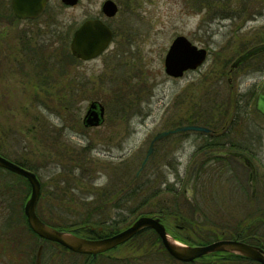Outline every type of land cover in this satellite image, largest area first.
<instances>
[{"label":"rangeland","instance_id":"1","mask_svg":"<svg viewBox=\"0 0 264 264\" xmlns=\"http://www.w3.org/2000/svg\"><path fill=\"white\" fill-rule=\"evenodd\" d=\"M104 1L79 0L65 7L49 0L47 11L31 22L11 18L7 0H0V151L34 167L44 196L37 211L42 209L50 224L74 226L87 217L98 220L96 226L114 224L118 229L141 213L158 215L165 205L170 212L166 228L176 241V236L194 242L232 237L237 222L252 226L253 215L264 224V203H256V193L264 187V116L253 106L264 79V52L228 72L237 55L264 42V0H112L118 12L105 20L116 32L114 39L99 56L73 60L65 43L82 20L101 14ZM178 35L209 52L197 69L170 77L163 59ZM91 101L104 106V118L86 128L82 117ZM206 116L212 119L209 127L200 123ZM189 120L199 121L193 125L209 128L212 135L184 131L160 139L135 175L152 137L190 125ZM251 129L259 138L250 157L259 172L255 197L243 160H207L193 184L201 222L189 225L184 219L192 221L195 212L184 189L206 142L216 139L225 142V149L227 143L247 148ZM131 177L137 181L130 182ZM27 186L0 171L4 261L15 254L25 264L35 255L34 239L23 238L25 243H11L14 250L5 251L10 246L5 232L14 235L21 223ZM49 206L58 209L52 214ZM10 217L12 224L5 227ZM145 233L135 234L115 255L131 264H170L160 240ZM82 260L47 244L40 264Z\"/></svg>","mask_w":264,"mask_h":264},{"label":"water","instance_id":"2","mask_svg":"<svg viewBox=\"0 0 264 264\" xmlns=\"http://www.w3.org/2000/svg\"><path fill=\"white\" fill-rule=\"evenodd\" d=\"M46 1L47 0H10V7L13 14L17 18L29 19L37 17L43 11ZM61 1L65 5L72 6L76 4L78 0ZM101 10L106 16H113L116 13L117 7L112 0H106L102 4ZM111 37L112 32L101 20H86L73 33L69 44L71 54L82 60L94 58L107 47ZM261 51H264V43L257 44L238 56L231 64V67H236L250 56ZM205 57L206 50L204 48H198L182 35L177 36L170 44L165 55L164 71L167 75L172 77L182 76L184 71L189 69L193 70L199 67L204 62ZM262 89H264V83L262 85ZM93 108H95L96 111L92 110ZM255 108L259 113L264 115V91H260L257 94ZM101 116L102 107L92 104L91 108L87 111L84 117V123L85 125L90 126L97 125L100 122ZM184 131L208 132L209 129L204 126L190 124L177 126L156 133L149 142L148 148L137 169L136 175H138L149 160L153 151V146L158 140L170 134ZM229 154L231 153L226 151H214L210 152L206 156H203L200 160H204L212 156H224ZM231 155L241 157V155L237 153H232ZM199 161L193 165L185 186V193L191 201L193 200L192 187ZM247 163L250 166V184L253 189L255 182L254 169L249 161H247ZM0 167L23 176L29 183L30 195L23 207V213L29 228L40 238L56 242L70 251L80 254H88L92 258H95L98 253H102L121 243H124L138 231L144 228H151L160 237L165 250L172 257L182 262H190L216 252H226L239 254L255 260L260 264H264V253L261 249L237 240H217L208 244L197 246L182 244L170 237L163 224L160 222L159 217L140 216L125 229L111 236L99 239L85 238L75 235L70 231L56 229L43 222L36 214V204L40 195V182L36 175L30 170L9 161L1 155ZM41 248V246L38 248L36 257L37 264L39 263Z\"/></svg>","mask_w":264,"mask_h":264},{"label":"flooded vegetation","instance_id":"3","mask_svg":"<svg viewBox=\"0 0 264 264\" xmlns=\"http://www.w3.org/2000/svg\"><path fill=\"white\" fill-rule=\"evenodd\" d=\"M60 1V0H59ZM79 1V0H78ZM48 2H49V0H47L46 1V4H45V6H44V9H43V11L41 12V14L36 18V19H38L41 15H43L46 11H47V8H48ZM61 2V1H60ZM62 3V2H61ZM77 4V3H76ZM62 6H65V7H68V6H66V5H64L63 3H62ZM6 7H7V10H9V11H12L11 10V7H10V0H7V5H6ZM101 11V10H100ZM117 12H118V10H117ZM117 14V13H116ZM116 14L115 15H113V16H111V17H106L102 12H101V14L100 15H95V16H93V17H87V18H85L84 20H82L81 22H80V24L78 25V26H80L84 21H86V20H94V19H97V20H101L103 23H105V25L110 29V31L112 32V37H111V42H112V40L114 39V37H115V35H116V32L114 31V29L108 24V22L106 21L107 19H111V18H114L115 16H116ZM106 19V20H105ZM31 20V19H30ZM33 20V19H32ZM77 26V27H78ZM248 49V48H247ZM207 50V52H209V50L208 49H206ZM245 51V50H244ZM243 51V52H244ZM237 53V52H236ZM235 53V54H236ZM238 56V55H237ZM236 56V57H237ZM236 57H235V59H236ZM74 60V59H73ZM77 60H80V59H77ZM75 61H76V59H75ZM82 61V60H81ZM240 66V65H239ZM239 66L238 67H236V68H233V69H229L228 70V72L229 73H234L238 68H239ZM263 83H264V79L261 81V83H260V86H259V89H258V91H257V93H256V95H255V99H254V103H255V100H256V97H257V94L260 92V91H264V89H262V85H263ZM77 88H79V87H75V89H77ZM90 106V105H89ZM88 109V108H87ZM104 109V108H103ZM87 111V110H86ZM103 114H104V110H103ZM252 131H253V129H252ZM208 133V132H207ZM251 136H253V137H255V138H253L252 137V139H251V141L252 142H249V144H248V146H247V148H246V150L245 151H239V152H242V153H244V155L245 156H249V157H251L252 156V154H254L255 153V145L253 144L254 143V141L256 142V141H258L259 140V138H258V134L255 132V131H253L252 133H251ZM228 144V146H230V144L229 143H227ZM226 144V145H227ZM247 166V165H246ZM248 169H249V167H248ZM257 173H259V172H257L256 171V169H255V167H254V175H255V187H254V191H256L255 189H256V187H257V183H258V180H257ZM249 178H250V174H249ZM258 178H259V174H258ZM263 178H264V174H263ZM260 179V178H259ZM262 184H264V179H263V182H262ZM254 191H252V188L250 187V194H251V197L253 198V197H255V192ZM256 194H258V196H257V202L256 203H264V187H263V189L261 190L260 188H259V191H258V193H256ZM160 213H161V211H160ZM148 215H151V216H155V217H159L160 218V221L164 224V226L166 227L167 225H166V222L169 220L168 219V217L169 216H167V213H165V214H162L161 216L160 215H152V214H148ZM242 215V214H241ZM194 218H195V220L197 221L198 219H197V216L195 215L194 216ZM253 218H254V222L252 223V226H249V225H247V224H241L240 226H239V224H238V231L236 232V234L235 235H233L232 237L230 236V237H225V236H217V238L215 237L212 241H217V240H231V239H235V240H238L239 242H242V243H245V244H248V245H251V246H254V247H257V248H259V249H261L262 251H263V253H264V224H262L261 222H263V221H261V220H259L258 219V215L256 216H254L253 215ZM12 219H11V222L10 223H6L5 224V227H8V225H10V224H12ZM9 222V221H8ZM17 225V224H16ZM15 225V226H16ZM174 226V225H173ZM99 227H100V229H99ZM176 227V229H178V230H181V231H187V229L185 228V226L184 225H181V226H174V228ZM100 231H103V226H98L97 227ZM15 230H14V235L9 231V229H7V231L5 232V240L7 241V240H9L7 243L8 244H10V246H9V248L7 249V250H5V251H8V250H11V251H13L14 250V247L12 246V244H11V242H16V245L15 246H18V231H17V229L16 228H14ZM107 229V231L109 232L107 235H104V236H101V237H97V238H103V237H108V236H111V235H113V234H115V233H117V232H119V231H121V230H116L115 229V227H113V226H111L110 228H106ZM261 230H263V231H261ZM145 232H152L156 237H157V241L158 240H160V238H159V236L157 235V233L153 230V229H151V228H144V229H142V230H140V231H138L137 233L139 234L138 236H143L144 234H147V233H145ZM260 232V233H259ZM136 233V234H137ZM170 233V232H169ZM245 233H246V235H245ZM1 233H0V238H1ZM8 237H10V238H8ZM8 238V239H7ZM138 238H140V237H138ZM177 238V237H176ZM3 238H1V240H0V264H21V262H19L18 260H17V257H16V259H15V254L13 255V260L12 261H4L3 259H2V251H3V247H2V242L4 241V240H2ZM133 238H131V239H129V240H127V241H125L124 243H121V244H119V245H117V246H115V247H113V248H111V249H109V250H106V251H104V252H102V253H98L96 256H95V258H92L90 255H86V254H77V256L78 257H81V258H83V260H82V262L80 263V264H131V263H133V262H130L131 260L130 259H127V260H125L122 256H116L115 254V252H119V251H121L122 249H124L126 246H128L129 245V243L131 242V240H132ZM27 240H31V242H33V238L31 237V236H29V237H27ZM177 240H180L181 242H184V243H188V244H190V242H187V241H184V240H181V239H179V238H177ZM211 241V242H212ZM160 242H161V240H160ZM13 244H15V243H13ZM161 244H162V242H161ZM8 246V245H7ZM160 246V248L163 250V251H165V249H164V247H163V245L161 246V245H159ZM150 247V246H149ZM124 252H126V251H124ZM164 253H166V255L170 258V260H171V263L170 264H260L259 262H257V261H255V260H252V259H249V258H246V257H243L242 255H239V254H232V253H226V252H216V253H212V254H209V255H206V256H203L202 258H204V261H203V263L202 262H199L198 260L199 259H196V260H194V261H191V262H181V261H179V260H177V259H175L174 257H172L170 254H168L166 251L164 252ZM85 259V260H84ZM201 259V258H200ZM217 259V260H216ZM23 264V263H22ZM25 264H35V260L34 261H28V262H25Z\"/></svg>","mask_w":264,"mask_h":264},{"label":"trees","instance_id":"4","mask_svg":"<svg viewBox=\"0 0 264 264\" xmlns=\"http://www.w3.org/2000/svg\"><path fill=\"white\" fill-rule=\"evenodd\" d=\"M8 14L11 16V18H15L13 15H12V13L9 11L8 12ZM65 48L67 49V42L65 43ZM67 53L69 54V51L67 50ZM70 56V55H69ZM71 57V56H70ZM72 58V57H71ZM73 59V58H72ZM242 65V64H241ZM240 65V66H241ZM239 66V67H240ZM217 74V73H216ZM219 74H222V73H219ZM206 118L207 119H204L203 121H201L200 123L201 124H206L205 126H207V127H209L208 126V121H210V120H212L211 118H210V116H206ZM188 122H190L189 124H193V123H195L196 124V122H199V121H193V120H189ZM250 131H252V129L250 130ZM253 132V131H252ZM203 135H205V136H211L212 134H210V133H203ZM221 144L220 143V141H218V140H216V139H214V140H210L209 142L207 141L206 142V145L204 146V149H206L205 151H208V150H214V149H223L224 148V145H222V144H224L225 142H222V144L219 146V144ZM232 145H234V146H228V149H232V150H239V151H245L246 150V148H244V147H246V146H243V148H241V146H238V144H232ZM0 154H2L5 158H7V159H9V160H11V161H13V162H15V163H17V164H19L20 166H22V167H24V168H26V169H28V170H30V171H32V172H34L35 174H36V172H35V169H34V167H32L31 165H28L25 161H21V160H17V159H13V158H10L9 156H7L6 154H4V153H1V151H0ZM218 158H221V157H215V158H213V159H218ZM204 162H202L201 164H200V166L203 164ZM200 168V167H199ZM0 171L1 172H6L7 174H11V175H14L20 182H23V183H26V185L28 184V182L26 181V179L25 178H23L22 176H19V175H16V174H13V173H11V172H9V171H6V170H4V169H2V168H0ZM126 173V171L124 172V174ZM130 180V182H134V181H137V180H135L134 179V177L132 178H130L129 179ZM27 190H29V185L27 186ZM42 193V192H41ZM117 193H118V191H115V194L117 195ZM44 196L41 194V196H40V198H43ZM39 198V199H40ZM165 206V205H164ZM164 206H163V208L162 209H160V211H162V212H164V213H167V216H168V214L170 213L166 208H164ZM50 207V206H49ZM51 208V212H52V214H54V212L55 211H57V209H58V207L57 206H53V207H50ZM42 212V209L40 210L39 209V207H38V211H37V207H36V212H37V215L40 217V219H42L44 222H46V223H48L47 221H45L46 219L44 218V216H43V214H41L40 212ZM14 212V211H13ZM42 216H41V215ZM142 214V213H141ZM141 214H139V215H141ZM148 214H150V213H148ZM19 215H20V217H21V223L19 222V225H17V226H15V228H17V231H18V245H22V243H25V241H22V239L23 238H25V239H27V237H29V236H31L35 241V246H34V252H36V250H37V247L40 245V243H44V241H42L36 234H34L30 229H29V227L27 226V224H26V221H25V218H24V215H23V207L21 206L20 207V211H19ZM11 219H12V217H10L9 219H8V221L9 222H7V223H10L11 222ZM185 221L187 220V219H184ZM103 221V220H102ZM123 221V220H122ZM184 221V223H186L187 224V222H185ZM189 225H190V223H192V221L189 219ZM98 220H96V221H92L91 219H88L87 217H86V219L84 220H82V222L80 223V224H78V225H72V226H66V225H63L62 223H58V224H56V223H52V224H50V223H48L49 225H51V226H54V227H56V228H58V229H61V230H67V231H71V232H74L75 234H78V235H81V236H83V237H87V238H97V237H101V236H104V235H107L109 232L107 231V229L106 228H110L111 226H109V225H105V226H103V231H100L97 227L98 226H96V224H98ZM105 223V221L104 222H100L99 223V225H101V224H104ZM196 223H192L191 225H195ZM239 223L237 222L236 223V226L238 225ZM94 225V226H93ZM197 225V224H196ZM11 226V224L9 225V227ZM113 227H115L116 225H112ZM73 227V228H72ZM13 228H14V226H13ZM91 228H93V229H91ZM116 229V228H115ZM121 229V227L120 228H118V229H116V230H120ZM177 238H179V239H181V240H184V241H187V242H190L191 244H203V243H209L210 241H212V239H205V240H202V241H199V242H194V241H190V240H188L187 238H181V237H179V236H176ZM10 238V237H9ZM11 243H15V242H11ZM47 244H49V245H51V244H53V245H55V246H57L58 248H60V250H62V251H64V252H69V251H67V250H65V249H63V248H61L60 246H58L57 244H55V243H52V242H48V241H45V243H44V245H47ZM165 252V251H164ZM69 253H71V252H69ZM71 254H73V253H71ZM166 254V253H165ZM74 255H76V254H74ZM19 258L17 257V260H18ZM20 259H22V258H20ZM35 260V255H33L32 256V261H34ZM85 260V259H84ZM199 262H202L203 263V261H204V258H201V259H199L198 260Z\"/></svg>","mask_w":264,"mask_h":264}]
</instances>
